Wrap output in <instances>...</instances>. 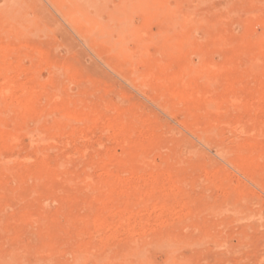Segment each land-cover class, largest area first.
Segmentation results:
<instances>
[{"label": "rangeland", "instance_id": "374dc122", "mask_svg": "<svg viewBox=\"0 0 264 264\" xmlns=\"http://www.w3.org/2000/svg\"><path fill=\"white\" fill-rule=\"evenodd\" d=\"M71 1L0 0V264H264V0Z\"/></svg>", "mask_w": 264, "mask_h": 264}, {"label": "bare ground", "instance_id": "6f19581e", "mask_svg": "<svg viewBox=\"0 0 264 264\" xmlns=\"http://www.w3.org/2000/svg\"><path fill=\"white\" fill-rule=\"evenodd\" d=\"M15 2V1H14ZM17 2V1H16ZM6 4V3H5ZM18 4V3H17ZM16 3H13L12 4V6H13V12H15V8H16V6H18ZM23 5V4H22ZM11 6V7H12ZM30 7V6H29ZM6 8H8V7H6ZM19 8V7H18ZM21 8V7H20ZM1 9V8H0ZM90 9H92L93 11H94V13H92V15H91V13H90ZM106 9H108L107 8V5L106 4H104L102 1H100V0H72L71 2H70V5H69V9H68V15L70 16V17H75V18H78V20L86 27V28H88V30H90L91 32H95V30H98V34L99 35H97V36H99V38L100 39H103V40H106L107 39V36H109L108 34V32L110 31V32H117L118 33V38H116L115 39V41H108V42H110L111 44H113V42H114V44H113V46H112V48L111 49H113V50H116L115 51V53L117 52V54L119 55V56H121V57H123V58H126V57H129L130 56V53L128 52V48H127V46L125 45V40H126V37H124V34H123V32H124V30L126 29L125 28V25H126V19H125V21H124V18H125V16L122 14V15H120V13H121V10L119 11V10H117V9H114V10H106ZM20 10V9H19ZM3 11V12H2ZM4 11H6V10H3V8H2V10H0V12H1V14H3L4 13ZM16 11H18V10H16ZM92 11V12H93ZM16 13H18L19 14V12H15V14ZM105 13H107L108 14V17H109V19L107 20V21H105V20H103V18L102 17H104L105 15H107V14H105ZM14 13L12 14L13 16H17V14L15 15ZM104 14V15H103ZM124 16V17H123ZM2 18L1 19H3V17L6 19L7 17H5V16H1ZM9 17H12L11 15L9 16ZM14 17V18H15ZM37 17V16H36ZM121 17H123V19L121 18ZM14 18H10V19H14ZM19 19V18H18ZM17 20V19H16ZM16 20H13L14 22L16 21ZM112 21H119V26L117 27V26H113L114 25V23H113V25H112V27H113V29L111 30L110 28H112V27H110L111 25V22ZM3 22H5V21H3ZM10 22V24H11V21H9ZM22 22V21H21ZM20 22V23H21ZM28 22V21H27ZM19 23V22H18ZM17 23V24H18ZM12 24H14V23H12ZM17 24H15L16 25V27L18 26ZM12 26V25H11ZM23 26V25H22ZM129 26V25H128ZM127 25H126V27H128ZM19 27V26H18ZM7 28H8V26H7ZM20 28V27H19ZM125 28V29H124ZM165 28V27H164ZM166 30V29H165ZM165 30H162L161 31V33L163 32V33H166L165 32ZM127 32H129L128 30H126ZM125 31V32H126ZM167 31V30H166ZM256 31L257 32H259V36L256 38L255 37V39H256V44H260L261 42H263L264 41V24L262 23L261 25H259L258 27H256ZM124 32V33H125ZM126 32V33H127ZM160 33V34H161ZM168 33V32H167ZM130 34V33H129ZM184 34V33H183ZM4 35V34H3ZM91 35H93V33L91 34ZM114 35H115V33H114ZM94 36V35H93ZM129 36H131V35H129ZM161 36H163V34L161 35ZM183 36V35H182ZM90 37V39L91 40H93V41H96L93 37H91V36H89ZM95 37V36H94ZM116 37V36H115ZM132 37V36H131ZM95 38H97V37H95ZM99 38H97V40H99ZM132 38H134V40H136V41H138V45L139 46H137V47H139L138 48V51H139V53H140V49L142 48V46H143V40H144V38L142 39V37H140V36H138V35H135V34H133V37ZM131 38V39H132ZM159 38V45H160V47H162V48H166V50H167V48H173V50H174V48L175 47H180V46H182L183 47V45L187 42V41H189L190 39H191V37L190 36H183V37H181V38H179V36H178V38L177 39H175L176 38V36H175V38H173L172 39V37L171 38H168V37H158ZM108 39H109V37H108ZM112 40V39H111ZM253 41V40H252ZM110 43H108L109 45L108 46H110ZM253 43V42H252ZM262 44H264V43H262ZM191 45V44H190ZM129 46V45H128ZM170 50H172V49H170ZM130 51V50H129ZM114 53V52H113ZM133 53V52H132ZM139 53H138V55H139ZM202 53V52H201ZM116 54V55H117ZM134 54H135V52H134ZM136 54H137V51H136ZM201 55V54H200ZM205 55V54H204ZM203 55V56H204ZM9 56V55H8ZM132 56H134V55H132ZM131 56V57H132ZM202 56V57H203ZM16 57V56H15ZM205 57V56H204ZM199 59H201V58H199ZM198 59V60H199ZM186 61V60H185ZM192 61V60H191ZM189 62V61H188ZM177 63V62H176ZM193 63V62H192ZM201 63V62H200ZM199 63V64H200ZM188 64V63H187ZM190 64V63H189ZM189 64H188V66H185L184 67V70H188V74H190L189 73V71L191 72V73H194V74H197L198 72L201 74V71H200V68H198V67H195L196 66V64H194V66L192 65H190L189 66ZM209 65V64H208ZM178 67V66H177ZM209 67H210V65H209ZM204 68V67H203ZM154 69V68H153ZM173 69V68H172ZM171 69V70H172ZM205 69V68H204ZM121 70H122V68H121ZM124 72V71H123ZM123 72H121V73H123ZM175 72V71H174ZM150 73V72H149ZM128 74H129V72H128ZM161 74V73H160ZM188 74H186V76L188 75ZM202 74H203V72H202ZM206 74V73H205ZM178 75V74H177ZM183 75V74H182ZM126 76V75H125ZM132 76V75H131ZM166 76V75H165ZM200 78H201V80H203V82L202 81H200V82H202L203 84H206V86L209 84V82H210V80H209V78H207L205 75H200L199 76ZM162 78V77H161ZM211 78V77H210ZM137 79V78H136ZM197 79H198V81L200 80L198 77H197ZM146 80H147V78H146ZM163 80H165V79H163ZM185 80V79H184ZM166 81V80H165ZM212 81V80H211ZM5 82V81H4ZM135 82H136V80H135ZM158 82H161L160 80L158 81ZM205 82V83H204ZM6 83V82H5ZM161 83H163V82H161ZM185 83V82H184ZM201 83V84H202ZM166 84V83H165ZM183 84V83H182ZM193 84V83H192ZM221 85V84H220ZM182 86V85H181ZM205 86V85H204ZM172 89H171V92L173 93V94H175V95H178V94H184L183 93V90H182V92H178V87L174 84V86H170ZM170 87H169V89H170ZM199 87V86H198ZM198 87H196V88H198ZM179 88H180V86H179ZM196 88H194V89H196ZM200 88V87H199ZM202 88V87H201ZM180 89H182V87L180 88ZM222 89V88H221ZM181 91V90H180ZM193 91V90H192ZM199 91H202V89L201 90H199ZM198 91V92H199ZM195 92V91H194ZM196 92H197V89H196ZM197 92V93H198ZM191 93H193V92H191ZM190 93V94H191ZM196 93V94H197ZM14 94V93H13ZM55 94H56V92H55ZM180 94V95H181ZM196 94H195V96H196ZM200 94V93H199ZM204 95H206V94H204ZM192 97V96H191ZM15 98V97H14ZM2 103V102H1ZM214 103V102H213ZM2 104H4V103H2ZM5 105V104H4ZM70 105H72V104H70ZM9 107V106H8ZM10 107H12V106H10ZM210 107V106H209ZM21 109V108H20ZM85 110V109H84ZM86 111V110H85ZM89 112H90V110H89ZM99 118V117H98ZM3 120V119H2ZM2 120H0V121H2ZM80 123V122H79ZM1 124V123H0ZM213 129V128H212ZM65 130V129H64ZM206 131V130H205ZM208 131V130H207ZM106 132V131H105ZM213 134V133H212ZM248 146H249V144H248ZM225 153H226V150H225ZM39 154V153H38ZM254 154V153H253ZM225 155V154H224ZM252 158H254V157H252ZM255 158H257V157H255ZM254 158V159H255ZM251 159V158H250ZM254 159H253V161H254ZM251 162V161H250ZM256 162V161H255ZM255 164V163H254ZM252 166V165H251ZM251 166H250V168H251ZM250 172V171H249ZM68 180V179H67ZM110 198V197H109ZM8 245V244H7ZM175 248V247H174ZM133 249H136V248H132L131 249V251L133 252L134 251V253H132V254H135V250H133ZM167 249V248H166ZM13 250V249H12ZM137 251V250H136ZM13 252V251H12ZM19 252V251H18ZM143 252V251H142ZM20 253V252H19ZM171 253H173V252H171ZM175 253V252H174ZM15 254V253H14ZM13 254V255H14ZM25 254V253H24ZM88 254H90V253H88ZM119 254V253H118ZM136 256H138L137 257V261H138V258H139V254H138V251L136 252ZM3 255V254H2ZM5 255H6V253H5ZM5 255H4V257H5ZM19 254H17V256H18ZM92 255V254H91ZM110 254H108V256H109ZM125 255H126V253H125ZM144 255V254H143ZM12 255H11V253H10V257H11ZM37 256V255H36ZM135 256V255H134ZM145 256V255H144ZM171 256H173L174 257V254L173 255H170V257ZM16 257V256H15ZM93 257V256H92ZM120 257V256H119ZM123 257V256H122ZM125 257V256H124ZM0 258H1V256H0ZM6 258V257H5ZM121 259V258H120ZM120 259H117V260H119L120 261ZM143 259V258H142ZM141 259V260H142ZM172 259H174L175 260V257L174 258H171L170 260H171V262H172ZM11 260V259H10ZM96 260V259H95ZM101 260L102 261H104V257H103V259L101 258ZM116 260V259H115ZM144 260V259H143ZM168 260H169V258H168ZM176 260H178V259H176ZM7 261H9V260H7ZM7 261H5L6 263H7ZM11 261H14L15 262V260H11ZM19 261H20V259H19ZM51 261V260H50ZM107 261H108V259L106 260V263H107ZM122 261V260H121ZM129 261V260H128ZM139 261H140V258H139ZM138 261V262H139ZM4 262V261H3ZM10 262V261H9ZM123 262H125V261H123ZM171 262H169L170 264H171ZM5 263V264H6ZM16 263V262H15ZM20 263V262H19ZM23 263V262H22ZM25 263V262H24ZM49 263V262H48ZM51 263H52V261H51ZM101 263H103V262H101ZM109 263H111V260L109 261ZM141 263V262H140ZM139 263V264H140ZM143 263H145V262H143L142 261V264ZM8 264V263H7ZM39 264H41V263H39ZM111 264H113V263H111ZM136 264H138V263H136Z\"/></svg>", "mask_w": 264, "mask_h": 264}]
</instances>
